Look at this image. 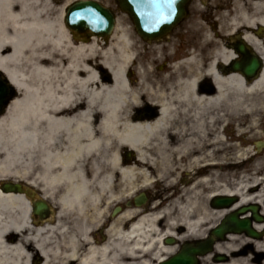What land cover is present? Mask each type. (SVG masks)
Returning <instances> with one entry per match:
<instances>
[{"label": "bare ground", "instance_id": "obj_1", "mask_svg": "<svg viewBox=\"0 0 264 264\" xmlns=\"http://www.w3.org/2000/svg\"><path fill=\"white\" fill-rule=\"evenodd\" d=\"M52 2L0 0V70L16 91L0 116V176L30 180L58 206L39 220L24 197L0 191V264H156L173 252L162 240L175 231L202 234L214 215L250 203L264 213V155L253 151L264 66L252 81L222 76L230 54L218 42L205 65L171 54L163 71H147L119 19L107 39L81 40ZM227 174L240 177L229 186ZM176 185L160 210L106 216L136 187ZM219 195L238 201L216 209ZM225 244L236 255L227 264L264 254V237L231 234Z\"/></svg>", "mask_w": 264, "mask_h": 264}, {"label": "flooded vegetation", "instance_id": "obj_2", "mask_svg": "<svg viewBox=\"0 0 264 264\" xmlns=\"http://www.w3.org/2000/svg\"><path fill=\"white\" fill-rule=\"evenodd\" d=\"M156 41L161 52H164L165 45L167 46V52L163 56L168 59L171 54L176 62L194 57L204 65L213 57L219 42L221 48L230 54L222 67L219 66L222 76L238 74L244 80L252 81L258 77L264 66V2L263 0H190L183 20L167 35ZM0 74L5 75L2 70ZM210 87H213L211 83ZM12 96L8 93L5 97L0 91V102L10 100ZM259 139L264 141V137ZM254 152L264 155V147L259 150L255 147ZM262 176L263 172H260L258 177ZM19 182L23 190L29 189L26 180L21 179ZM33 191L35 195L29 199L36 202L40 199V194L37 190ZM131 204H133L132 200ZM253 204L259 220H256L252 214L248 217L254 227L256 223L264 224V213L262 204ZM51 210L55 216L56 210L52 207ZM230 213L232 211L225 212L223 217ZM256 232L260 234V238H263L264 226L256 229ZM228 235H225L220 242L224 243L222 250L212 254L213 262L227 264L236 256L225 244ZM244 250L245 254L251 250V247H246ZM263 258V253H256L253 261L255 264H262Z\"/></svg>", "mask_w": 264, "mask_h": 264}, {"label": "water", "instance_id": "obj_3", "mask_svg": "<svg viewBox=\"0 0 264 264\" xmlns=\"http://www.w3.org/2000/svg\"><path fill=\"white\" fill-rule=\"evenodd\" d=\"M118 6L132 18L136 31L145 39H155L165 35L170 31L185 14V5L188 0H117ZM64 23L73 31L83 33L89 31L90 35L98 37H108L115 23L114 12L109 8L102 6L93 0H78L67 6L65 9ZM0 88H8L6 80L0 77ZM0 190L4 193L19 192V185L12 182H3ZM145 201L144 195H140L134 199L136 205H140ZM236 201L232 196H218L212 200L214 207L230 206ZM48 206L45 202L39 201L33 204V212L40 217H44V213ZM247 209L253 212L256 220L259 218L255 215V207L241 208L238 213H244ZM119 208H115V214ZM231 214L227 219L211 231V235L222 238L223 234L228 231L242 232L257 237L258 234L250 227L248 218H238L237 214ZM213 238L198 242L195 246L184 244L179 252L170 258L161 261L159 264H197V255L206 254L211 250ZM165 243L171 244L173 240L167 239Z\"/></svg>", "mask_w": 264, "mask_h": 264}, {"label": "rangeland", "instance_id": "obj_4", "mask_svg": "<svg viewBox=\"0 0 264 264\" xmlns=\"http://www.w3.org/2000/svg\"><path fill=\"white\" fill-rule=\"evenodd\" d=\"M54 2H52V13L53 15H57L58 12L60 11V9H62V12L64 10V7L76 0H53ZM98 2L102 3L104 6L106 7H109L111 9H113L114 11H116V17H117V20L119 19L122 27H124L125 29H127L128 31V34L133 38L135 39L136 43H137V47L141 50V52H143V54H145V57H144V68L147 69V71L152 69L156 72H161L165 69V62H168V58H164L163 57V54H165L167 52V46L165 45V49H164V52H161L160 51V47L158 46V44L156 43H152V44H146L144 42H141L139 40V38L137 37L136 33H135V29L132 25V22L130 20V18L128 17V15L125 13V12H122L118 9V6H117V2L116 0H97ZM117 20H116V23H117ZM140 41H138V40ZM156 44V45H154ZM153 46H157L159 47L157 49V51L155 53L152 52V49H153ZM156 54V55H155ZM160 57V59L155 62L154 59L155 57ZM164 60V61H163ZM154 61V63H153ZM135 73H132V78L135 79ZM259 118H264V117H261L260 114H259ZM230 129H228V132H227V135H234V131H233V124L229 126ZM244 127V126H242ZM261 137H264V129L261 127V126H258L257 127V133L256 135L253 137V139H258V138H261ZM27 178H30L33 176V172L31 171H28L26 173ZM240 177V174H227L224 178V182L231 186L233 184V182L237 181ZM0 178H6V179H20L22 177H15V176H10V175H4V176H0ZM169 179H173V176L170 177ZM173 182H175V179H173ZM175 183H172V186L174 185ZM145 193L147 196H148V200L146 202V204L143 206L146 208V211H152V207L153 205L157 204V203H161L160 206L157 208V210H160L162 209V207L166 204L165 202L167 201V198L168 196L167 195H171L173 193V195H177L178 193V185H176V188H163V187H156V186H153V187H150V188H147V187H136L135 189L132 190V192H130V195L128 197H126L124 200L122 201H117L115 203H113L106 216H110V212L112 210V208L116 205H120L123 207V209H125L126 205V201L127 200H131V198L138 194V193ZM59 194V190L53 192V195L57 198ZM164 204V205H163ZM58 207V206H57ZM57 210V208H56ZM221 216L220 214L218 215H214L213 218L209 221V222H205L203 224V226L201 227L200 230H202L201 232H203L202 234H197V235H192V234H186L183 230H180V231H175V235L173 236L174 240H175V244L173 245H165L164 244V239L162 240V245H164L165 247H168L169 249H174L172 253H164L166 258H168L169 256H171L172 254L176 253L179 248H180V245L184 242H194L196 240H200L201 238H205L206 235L209 233V231L216 225L219 223V221L221 220ZM110 219H115L113 217H110ZM104 228V227H103ZM103 228H102V231H103ZM162 233H165V229L162 230ZM97 237L99 238L101 236V232H97ZM162 235V234H160ZM218 250L214 249L213 253L214 252H217ZM208 254L206 256H203V257H200L199 259V264H217L216 262H213L211 256L212 254ZM155 264V263H153Z\"/></svg>", "mask_w": 264, "mask_h": 264}]
</instances>
